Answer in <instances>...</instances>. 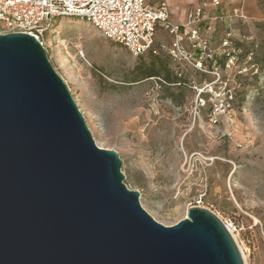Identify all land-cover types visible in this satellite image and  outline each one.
<instances>
[{"label":"rangeland","instance_id":"374dc122","mask_svg":"<svg viewBox=\"0 0 264 264\" xmlns=\"http://www.w3.org/2000/svg\"><path fill=\"white\" fill-rule=\"evenodd\" d=\"M159 1L179 25L205 7L210 72L165 54L135 57L78 17L59 20L44 47L96 144L119 153L124 183L156 221L173 226L190 208L209 209L246 264H264V0ZM159 61V76L142 74Z\"/></svg>","mask_w":264,"mask_h":264},{"label":"water","instance_id":"95a60500","mask_svg":"<svg viewBox=\"0 0 264 264\" xmlns=\"http://www.w3.org/2000/svg\"><path fill=\"white\" fill-rule=\"evenodd\" d=\"M121 168L46 48L0 35V264H246L213 211L193 207L165 226Z\"/></svg>","mask_w":264,"mask_h":264},{"label":"built area","instance_id":"2783aa9c","mask_svg":"<svg viewBox=\"0 0 264 264\" xmlns=\"http://www.w3.org/2000/svg\"><path fill=\"white\" fill-rule=\"evenodd\" d=\"M214 3L219 5L220 0ZM172 15L168 3L159 0H0V25L4 24L0 35L30 34L44 47L46 35L54 31L59 20L78 17L135 57L165 54L183 66L210 72L206 62L214 55L202 35L205 7L195 4L183 26L175 23ZM206 29L209 32L212 26ZM161 32L170 37L169 42H158ZM186 40L192 42L193 50L186 46Z\"/></svg>","mask_w":264,"mask_h":264},{"label":"trees","instance_id":"16d2710c","mask_svg":"<svg viewBox=\"0 0 264 264\" xmlns=\"http://www.w3.org/2000/svg\"><path fill=\"white\" fill-rule=\"evenodd\" d=\"M148 55H152V56H155L156 57V56H160L161 54L160 55H154V54L151 53V54H148ZM157 64H158V65H156L157 66V69H151V70L143 71L142 74L147 75V77L159 76V74L161 73V71H164V70L167 69V67H166V65L164 63H162V62L159 61ZM167 80H170V77H167Z\"/></svg>","mask_w":264,"mask_h":264},{"label":"crops","instance_id":"0c3cea01","mask_svg":"<svg viewBox=\"0 0 264 264\" xmlns=\"http://www.w3.org/2000/svg\"><path fill=\"white\" fill-rule=\"evenodd\" d=\"M187 13H188V12H187ZM186 19H187V16H186ZM183 25H185V24H183ZM183 25H182V26H183ZM202 29H203V31H204L205 33L207 32L206 27H203ZM185 31H186V32H189V29H186Z\"/></svg>","mask_w":264,"mask_h":264},{"label":"bare ground","instance_id":"6f19581e","mask_svg":"<svg viewBox=\"0 0 264 264\" xmlns=\"http://www.w3.org/2000/svg\"><path fill=\"white\" fill-rule=\"evenodd\" d=\"M243 254V257H244V253H242Z\"/></svg>","mask_w":264,"mask_h":264}]
</instances>
